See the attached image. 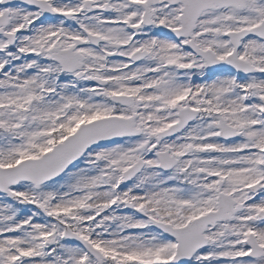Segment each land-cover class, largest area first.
<instances>
[{
  "label": "snow or ice",
  "instance_id": "snow-or-ice-1",
  "mask_svg": "<svg viewBox=\"0 0 264 264\" xmlns=\"http://www.w3.org/2000/svg\"><path fill=\"white\" fill-rule=\"evenodd\" d=\"M0 264H264V0H0Z\"/></svg>",
  "mask_w": 264,
  "mask_h": 264
}]
</instances>
